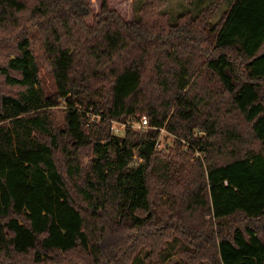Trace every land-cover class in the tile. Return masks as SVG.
Wrapping results in <instances>:
<instances>
[{"label": "trees", "instance_id": "obj_1", "mask_svg": "<svg viewBox=\"0 0 264 264\" xmlns=\"http://www.w3.org/2000/svg\"><path fill=\"white\" fill-rule=\"evenodd\" d=\"M212 6L0 0V264H162L175 240L168 264H264V0ZM162 128L188 151L161 153Z\"/></svg>", "mask_w": 264, "mask_h": 264}, {"label": "rangeland", "instance_id": "obj_2", "mask_svg": "<svg viewBox=\"0 0 264 264\" xmlns=\"http://www.w3.org/2000/svg\"><path fill=\"white\" fill-rule=\"evenodd\" d=\"M91 5V11L93 14L97 13L100 10L101 0H88ZM230 0H108V5L110 8L115 9L123 18L132 19L134 16H138L141 14L142 10L148 12L151 16L155 13H164L166 15L167 22L175 23L179 18L181 13L191 12L192 14L198 13L204 7H208V5L214 8L213 12L208 16L211 22L218 20L222 14V12L228 7ZM92 18V17H91ZM91 18L87 19L88 21ZM36 52L40 58V68L42 72V79L44 80V87L46 91L53 92L55 90L48 64V59L42 53V49L40 47V43L37 41ZM195 60H199L195 57ZM64 103L60 102L59 104L50 108L54 116V120L62 125L64 119ZM91 120L97 119L94 115H90ZM150 129L147 127L143 130H137L138 132H146ZM123 134V133H122ZM194 136L200 135L199 132H194ZM181 141L183 144V149H187L189 146L185 139L179 140L177 135L172 132H169L165 128L160 129L158 136V150L161 153L170 152L175 146L177 142ZM258 148V145H257ZM193 152L190 153V162H196V157H202L200 151L197 147H192ZM188 151V150H186ZM184 245L179 241L175 240L173 242H169L167 244L166 250L157 255V259L162 262V264H168L171 260H177L181 254ZM142 255L145 253L143 250ZM145 264H155L154 260L152 262H144Z\"/></svg>", "mask_w": 264, "mask_h": 264}, {"label": "built area", "instance_id": "obj_3", "mask_svg": "<svg viewBox=\"0 0 264 264\" xmlns=\"http://www.w3.org/2000/svg\"><path fill=\"white\" fill-rule=\"evenodd\" d=\"M149 127V121L146 115H137L131 118H128L123 121H112V130L114 134H122L126 129H134V130H143ZM158 141L156 146L158 147Z\"/></svg>", "mask_w": 264, "mask_h": 264}]
</instances>
